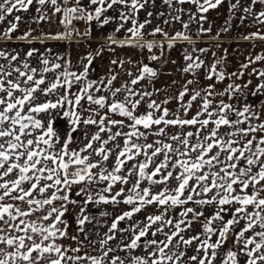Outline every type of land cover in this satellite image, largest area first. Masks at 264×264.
Listing matches in <instances>:
<instances>
[{
	"label": "snow or ice",
	"instance_id": "6c2138e0",
	"mask_svg": "<svg viewBox=\"0 0 264 264\" xmlns=\"http://www.w3.org/2000/svg\"><path fill=\"white\" fill-rule=\"evenodd\" d=\"M161 2L170 17L163 23L180 22L185 31L170 36L157 25L146 32L154 16L165 15L153 11L156 0H88L87 5L82 0H0V24L7 21L0 30L5 45L14 39L28 44L69 39L80 34L71 27L75 20L96 21L101 27L118 21L115 32L125 31L123 39L109 35L106 45L84 57L80 71L73 70L69 57L48 48H29L22 56L0 47V264H264V70L248 73L257 78L255 85L232 81L264 62V54L249 56L241 70L227 73L221 67L224 57L205 69L200 56L186 53L182 72L196 77L205 69L210 83L200 87L198 80L188 79L178 94L162 100L154 84L160 73L141 61L135 71L125 69L129 79L120 87H114L117 69L132 63L127 59L111 60L116 68L90 79L92 63L104 47L147 49L150 61L163 63L165 41L167 49L178 41L192 43L189 23L172 14L174 5H195L205 21L210 9L227 4L229 17L211 39L227 33L239 13L241 25L256 28L243 38L264 41V0ZM30 9L37 14L31 23L58 15L65 31L33 35L35 29L29 27L14 37L21 22L28 21L13 13ZM109 10L118 16L106 15ZM142 11L145 19L140 21ZM211 31L201 27L199 34ZM90 33L88 28L82 35ZM157 35L160 41L145 39ZM157 48L160 56L153 51ZM225 80L232 82L218 89ZM173 101L176 109L168 107ZM142 105L145 111L140 112ZM99 204L129 208L102 239L89 241L100 245V255L93 256L85 251L86 225L93 219L88 205ZM73 211L84 239L69 234ZM141 212L144 219L134 222L127 242L122 236L112 245L120 222ZM64 239L76 246L59 243ZM138 248L146 255H134Z\"/></svg>",
	"mask_w": 264,
	"mask_h": 264
},
{
	"label": "crops",
	"instance_id": "0c3cea01",
	"mask_svg": "<svg viewBox=\"0 0 264 264\" xmlns=\"http://www.w3.org/2000/svg\"><path fill=\"white\" fill-rule=\"evenodd\" d=\"M82 3L87 5L88 0H82ZM157 7L153 9L154 12H165L163 17L154 16L152 18V23L146 26V32H151L153 28L157 25L163 27L170 36H174L178 31H185L182 27V23L173 22L171 24L165 25L163 23L164 20L170 19L167 15L169 9L166 5H163L161 0H156ZM175 7H183L185 9L184 13H176L174 11ZM172 10L173 15H181L183 22L189 23V30H187V34H189L192 38V43L188 41H178L175 47L171 49H167V41H165L166 51L163 53L164 62L160 61H150L148 57L151 53L148 52L147 49H137V48H119L113 45L115 51H110L107 47L103 48L102 54L96 56L92 63L93 71L90 72V79L97 80L101 77H104L108 74L109 67L116 68V66L111 65L110 62L113 59H127L132 61L131 64H125L124 68L117 69L119 71V76L117 81L114 82V87H120L121 84L128 80L129 77L125 74V69L135 71V64L137 61H141L145 64H150V66L156 68L160 73L158 79L155 80V87L160 89L159 99H164L166 95L178 94L179 90H181L182 86L188 79H196L199 81L198 86L202 87L210 81H207L205 77V69L208 65L212 64L216 59L224 57L223 63L221 67L227 73L236 72L241 70V64L247 62V58L252 54V57H255L257 54H264V41H249L245 40L243 37L250 32L256 31L255 27L252 26H244L241 25L239 21V13H236V19L232 20L229 25L230 30L227 33H222L220 35L219 40L211 39L212 36H216L219 30L224 26L225 20L229 17L228 6L227 4L222 5L217 9H210L209 12L204 15L207 16V20L201 21L200 14L196 13V6L192 4L185 5H174ZM189 12L195 14L194 20H189ZM22 15L26 18L28 22H21L19 29L16 33H13L14 37H18L23 34L29 27L35 29L33 35H40L42 33L56 34L60 32H64L65 28L60 23V17L57 15L53 17L48 22H41L39 24L31 23L32 18L37 14L33 9H30L28 13H13V15ZM108 16H118V13L109 10L106 13ZM49 16H52V13L49 12ZM12 17H8V20H11ZM103 19V17H102ZM140 21L145 19V13L142 11L139 14ZM81 26L77 30L80 34H72L69 39H65L62 41H53L48 40L45 43L41 44L38 41L32 44H28L26 42H22L18 39H14L5 45L3 42H0V47H8L9 49L19 51L23 56L29 48H39L43 51L45 48L51 49L52 53L62 56L69 57L73 62V70L80 71L83 67V58L86 57L89 53L95 54L98 50L101 49L102 45L107 44V37L109 35L115 34L118 40L123 39L125 37L124 29H121L120 32H115V29L118 26V21H112L107 25L101 27L96 21H93L91 24L86 23L85 21L80 20ZM245 24H249L248 21ZM7 26V21L4 24H0V30L4 29ZM131 27V24L125 25V28ZM203 27L205 29L211 27L212 31L209 34H199V29ZM91 29L90 36L82 35L84 33V29ZM145 39L148 40H156L160 41L162 39L161 36L157 35L155 37L146 36ZM251 48L257 49V52L251 53ZM196 49V50H194ZM199 49H208L206 53H201L198 51ZM157 55L160 56L161 52L157 48ZM189 53L196 56H200L201 59L205 61V69H200L196 75L193 77L191 74L183 73L182 68L185 65L186 61L184 60V55ZM215 54V55H213ZM255 54V55H253ZM2 63V61H0ZM35 61H33V65L35 66ZM252 69H260L264 70V62H258L253 64L250 69L244 70L245 75L242 79L237 80L235 77L232 78V81H235L237 84H244L248 80L253 81V85L257 83V78L254 75H249L248 73ZM175 81V83H173ZM229 80H225L221 84H217L218 89H223L227 86ZM144 83V82H141ZM137 88L140 86L137 85ZM107 94V93H105ZM123 95V94H121ZM157 98V97H154ZM186 100L188 97L185 98ZM225 99H227L225 97ZM261 99H264L262 97ZM249 100H255L253 97H249ZM258 103V100L256 101ZM168 107L172 109H176L177 103L173 101ZM195 105L193 107L192 112L189 113L191 116L195 112ZM140 112L145 111V107L142 105L138 110ZM61 127H64V122H61ZM191 130V129H189ZM151 139V138H150ZM119 187V185H117ZM154 190L156 188L154 187ZM78 199V197H75ZM121 205V204H120ZM120 205H88L89 213L93 219L92 222L86 225L88 229V240L85 241V251L88 252L89 255L98 256L100 255V245L96 243L92 245L89 243L90 240L99 241L104 237V234L108 231L113 220L122 213V209ZM78 210V209H77ZM151 211V209H149ZM103 212H108V216H103ZM208 214V213H206ZM145 212H141L134 216L132 220L121 221L118 225V231L115 233L116 240L111 241L112 245H115L123 236L125 238V242H127V238L131 236V228L134 222L142 221L144 219ZM75 211H73L68 216L69 234L70 235H79L81 239H84L83 233H78L77 225L74 222ZM227 219V217H226ZM196 231H199V225H194ZM162 238V237H160ZM215 239V237L213 238ZM142 242H146V238H142ZM231 243V239H229ZM64 245H71L72 247L76 246V242L64 239L63 241H59ZM228 245H225L227 248ZM95 249V250H94ZM84 253L82 252L81 255ZM119 255L126 256L127 254L124 252H119ZM134 255H146V253L142 250V248H138L133 253ZM193 254L191 250H189V255Z\"/></svg>",
	"mask_w": 264,
	"mask_h": 264
},
{
	"label": "rangeland",
	"instance_id": "374dc122",
	"mask_svg": "<svg viewBox=\"0 0 264 264\" xmlns=\"http://www.w3.org/2000/svg\"><path fill=\"white\" fill-rule=\"evenodd\" d=\"M155 51H156V55H157V50L156 49H154ZM253 52H257V49H254V48H251V53H253ZM152 54V53H151ZM253 55H255V54H253ZM250 56H252V54L250 55ZM254 99H256V98H254ZM120 207H121V209L124 211V210H128V208H129V206H127V205H123V204H121L120 205ZM230 242H228V246H230Z\"/></svg>",
	"mask_w": 264,
	"mask_h": 264
},
{
	"label": "built area",
	"instance_id": "2783aa9c",
	"mask_svg": "<svg viewBox=\"0 0 264 264\" xmlns=\"http://www.w3.org/2000/svg\"><path fill=\"white\" fill-rule=\"evenodd\" d=\"M80 26H81V22H80V20H75V21H73L71 27H73V28H75L76 30H78V29L80 28ZM85 30H86V29H84V32H85ZM74 33H75V32H74ZM74 33H72V34H74ZM153 51H154V53H156L155 50H153Z\"/></svg>",
	"mask_w": 264,
	"mask_h": 264
}]
</instances>
